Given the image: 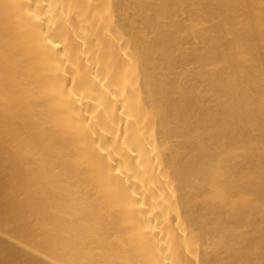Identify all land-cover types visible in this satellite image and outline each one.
<instances>
[{
    "label": "bare ground",
    "instance_id": "obj_1",
    "mask_svg": "<svg viewBox=\"0 0 264 264\" xmlns=\"http://www.w3.org/2000/svg\"><path fill=\"white\" fill-rule=\"evenodd\" d=\"M0 264H264V0H0Z\"/></svg>",
    "mask_w": 264,
    "mask_h": 264
}]
</instances>
